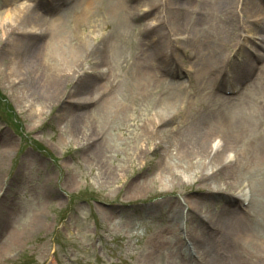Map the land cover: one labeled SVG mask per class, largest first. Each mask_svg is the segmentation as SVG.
<instances>
[{
	"label": "bare ground",
	"instance_id": "1",
	"mask_svg": "<svg viewBox=\"0 0 264 264\" xmlns=\"http://www.w3.org/2000/svg\"><path fill=\"white\" fill-rule=\"evenodd\" d=\"M12 1L14 2L6 10H0V96L10 102L14 101V97L20 104L38 101L43 98V94L53 100L66 99L85 109L76 113L77 118L82 121L94 120L97 125L113 110L117 116L135 121L137 124L134 131L138 129L139 133L133 142L134 147L129 148L132 153L127 152L126 159L131 166L135 163L140 166L139 169L133 168L135 173H152L149 185L157 181L162 187H168L165 189L175 192L182 189L185 180L192 174L200 188L231 193L238 199L236 203L230 202L234 204L232 206L221 207L224 221L228 223L223 222L224 229L218 223H211L213 218L207 212L201 211L200 214L196 203H185L187 212L199 219L198 222L201 218L197 226L192 225L194 230L190 229L195 235L198 233L207 239L202 261L209 264H264V253L259 255V251L264 250V242H258L264 228H257L256 224L251 228L247 221L244 222L245 219L256 218L257 222L264 221V203L261 202L260 208L258 205L264 197V142L253 145L252 150L248 146L239 149L241 146L237 144V138L248 131L247 126L252 125L251 116L248 117L240 110L246 106L247 89L258 79L257 63L259 61L260 64L264 55L255 57V61L233 59L225 54L221 39L224 29L231 32L229 22H239L237 2H243V9L252 15L258 12L264 14V7L260 4L262 0H215L212 16L215 14L216 23L208 22V29L201 34L198 31V38L193 41L187 33H183L188 31L187 24L179 22L188 12L182 6L177 8L173 0L139 1V4L145 5L151 12L165 7L166 15L158 28L151 32L154 38L153 52L149 50L151 53L147 54L146 50L141 57L136 58L141 65H134L132 62L130 66H136L135 69L142 72L143 86L151 88L157 85L159 89H169L164 97L155 96L152 99L148 106L151 109L142 123L133 107L128 104L118 105L115 97H110L116 79L115 70L119 64L126 62L123 43L127 29L132 31L130 26L126 24L125 30L121 28V33L114 38L112 36L115 35L105 34L103 28L107 29L108 26L101 25L100 16L96 17L93 12L97 0H65L64 3H71L65 10H56L46 0H38V3L34 1L32 6L29 5L31 0H28V5L27 0ZM131 1L117 0L116 7L107 14L111 16L113 12L121 13L120 10H123V13L127 12L130 21L136 22L139 19L138 13L130 6ZM183 1L186 3L187 0ZM190 5L187 1V7ZM74 7L80 9L78 13L71 12ZM257 19H260L261 24H256L253 28L255 30L263 25L262 18ZM219 22L228 25H220L218 28ZM238 29L239 24L236 23V30ZM249 32L255 31L250 29ZM256 33L262 38L264 25ZM34 41H38V44ZM191 46L193 50L205 53H201L203 56L197 57L191 65H182L178 56ZM185 72L196 83H192V78L185 79ZM168 74L172 78H167ZM42 81L47 85L44 93L41 89ZM194 84L198 86L195 93L199 95L197 100L203 110L190 116L189 107L194 102L182 95ZM118 85L116 81L114 91L118 89ZM73 87L78 94L72 90ZM261 104L264 109V103ZM39 107H28L32 109L28 116L32 122V127L28 125L30 130L40 126L41 123L37 125L36 122H41L47 116ZM259 117L263 119L264 113L261 112ZM259 126L258 124V129ZM102 128L104 129H100L101 133L95 140L99 148L105 142V127ZM121 131L126 133L123 129ZM217 142H222V145L215 149L214 144ZM12 143V139L7 137L0 147V181H3L1 176L8 169V162L14 154ZM246 151L250 152V159L244 157L247 156ZM105 152L110 151L105 149ZM228 152L235 153V157L229 158ZM122 171L127 173V169ZM225 187L234 190V193L226 192ZM144 191L149 193L144 187L141 188V193ZM239 203L243 204L242 209L239 208ZM256 206L259 211L252 216L250 210ZM181 209L179 206L173 207L169 216L174 222L169 223H180ZM46 218L38 215V218L35 216L25 221L21 227H17L18 224L9 225L12 235L20 238L25 236L23 241L16 240L15 244L24 247L29 235L38 233L47 225ZM106 220L109 221L110 217ZM8 227L2 233H6ZM229 230L239 233L237 239L231 237ZM170 233L177 235L174 229ZM190 239L196 242L193 234ZM177 243L181 248H186V242L180 236L177 237ZM220 244L227 245L226 253L220 251ZM250 248H254L251 258L245 254L246 249Z\"/></svg>",
	"mask_w": 264,
	"mask_h": 264
},
{
	"label": "rangeland",
	"instance_id": "2",
	"mask_svg": "<svg viewBox=\"0 0 264 264\" xmlns=\"http://www.w3.org/2000/svg\"><path fill=\"white\" fill-rule=\"evenodd\" d=\"M34 1L38 0H31L29 5H34ZM46 1L58 10L65 0ZM139 1L132 0L130 3L138 13L139 19L136 22L130 21L127 12L123 13V10H120L121 13L113 12L111 16L107 14L116 7L117 0H97L93 12L96 17L100 16L101 25L108 26L107 29L103 28V32L115 35L113 38L121 33V28L125 30L126 24L132 29H127V36L124 37L126 62L119 64L115 70L116 79L110 97H115L118 105L128 104L133 107L142 123L151 109L148 106L152 99L155 96L164 97L169 89H159L157 85L151 88L143 86L142 72L135 69L136 66H130L132 62L134 65H141L136 58L141 57L146 50L147 54L153 52L154 38L151 32L158 28L166 15L165 7L151 12L145 5L139 4ZM173 1L174 6H182L184 11H188L179 22L187 24L188 31L183 33H187L192 41L198 38L197 34L208 29V22L216 23L215 14L212 16L215 0H187L191 4L188 7L187 1ZM13 2L0 0V10H6ZM26 2L28 5V0ZM260 4L264 7V0ZM236 7L239 22H229L231 32L226 29L221 32L223 50L233 59L255 61V57L264 55V36L260 38L256 33L264 25V14L258 12L251 15V12L243 9V2H237ZM65 8L67 9L64 5L61 10ZM79 10L74 7L71 12L78 13ZM257 18H262L263 25L255 30V25L261 24ZM236 23L239 24L238 30ZM220 25L227 26L228 23L219 22L218 28ZM250 29L255 32H249ZM34 43L38 44V41ZM192 47L185 52L180 50L178 59L183 62L182 65H191L195 59L204 55L205 51L193 50ZM257 65L258 79L247 89L246 106L240 110L251 116L252 125L247 126L248 131L239 137L240 140L237 138V144L241 146L239 149L248 146L252 150L253 145L264 142V117H259L261 112L264 113L261 108V103H264V66L261 67L264 65L263 57ZM184 75L187 76L185 78H192L189 73ZM167 76L169 78L171 75ZM192 80V83H196L193 78ZM116 81L119 87L114 91ZM41 85L44 93L47 85L44 81ZM74 87L72 90L78 94ZM197 88L194 84L182 95L194 102L189 107L190 116L203 110L197 100L199 95L195 93ZM13 100L10 102L0 96V147L3 139L9 137L13 141L14 150L8 169L1 176L3 181H0V264H209L202 261L207 239L191 231L194 230L192 225L197 226L201 218L198 222L199 219L187 212L185 203H196L200 214L201 211L207 212L213 218L211 223H218L224 229V224L228 223L224 221L221 207L234 205L230 202L236 203L237 198L233 194L204 190L196 183L192 174L185 180L182 189L175 192L165 189L168 187H162L157 181L149 185L152 173H135L133 168L139 169L140 166L136 163L131 166L126 159L127 152L132 153L129 148L134 147L133 142L139 133L138 129L134 131L137 123L117 116L114 110L97 125L94 120L82 121L77 118L76 113L85 109L66 99L53 100L43 94V98L38 101L20 104L14 97ZM36 105L47 116L41 122H36L37 125L41 123L40 126L30 130L28 125L32 127V122L28 116L32 109L28 107L35 108ZM102 126L105 127V142L99 148L95 140L101 133L100 129H104ZM122 129L126 131L125 134ZM221 145L222 142L215 143V149ZM105 149L110 152L106 153ZM249 153L246 151L247 156L244 157L250 159L252 156H248ZM228 157L234 158L235 153L228 152ZM123 169H127L126 174ZM143 187L149 193H141ZM224 189L226 192L234 191L229 187ZM261 202L264 203V197L259 201V208ZM174 206L182 208L178 225L169 223L174 222L169 216ZM239 208H243L242 203H239ZM259 208L256 206L250 210L251 215L254 216ZM38 215L47 217V225L38 233L29 235L24 247L15 244L16 240L23 241L25 236L20 238L12 235L10 227L17 224V227H21L25 221L35 216L38 218ZM107 217H110L109 221L106 220ZM257 219H245L244 222L247 221L251 228L255 224L257 228H264V221L257 222ZM232 224L234 225L233 221ZM9 225L11 226L8 227ZM6 227L8 231L2 233ZM171 229L186 242V248H181L177 243L179 236L171 235ZM229 231L231 237L237 239L239 233ZM191 234L195 236L196 242L190 239ZM261 240L264 242V231L258 242ZM220 248L222 253L227 252L226 244H220ZM253 252L254 248H250L246 249L245 254L251 258ZM259 252L260 255L264 250Z\"/></svg>",
	"mask_w": 264,
	"mask_h": 264
}]
</instances>
